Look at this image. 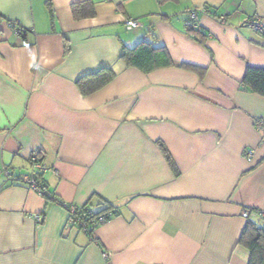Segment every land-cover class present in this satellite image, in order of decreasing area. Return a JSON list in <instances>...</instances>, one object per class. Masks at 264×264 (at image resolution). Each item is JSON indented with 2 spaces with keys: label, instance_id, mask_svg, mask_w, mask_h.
<instances>
[{
  "label": "crops",
  "instance_id": "obj_1",
  "mask_svg": "<svg viewBox=\"0 0 264 264\" xmlns=\"http://www.w3.org/2000/svg\"><path fill=\"white\" fill-rule=\"evenodd\" d=\"M251 18L264 24V0H0V264H247L242 210L264 226V97L240 86L264 67ZM140 41L173 65L127 66L121 47ZM101 68L112 80L82 95L75 80ZM33 154L49 199L23 180ZM99 198L117 214L67 225Z\"/></svg>",
  "mask_w": 264,
  "mask_h": 264
},
{
  "label": "trees",
  "instance_id": "obj_2",
  "mask_svg": "<svg viewBox=\"0 0 264 264\" xmlns=\"http://www.w3.org/2000/svg\"><path fill=\"white\" fill-rule=\"evenodd\" d=\"M72 11L75 18L80 17L77 3L72 5ZM185 27L187 28V32L191 37L199 39L196 33H192V31L196 32L197 29L190 25H186ZM120 59L123 60L127 66L134 67L144 73L161 67L173 65V62L168 56L163 45L154 46L147 41H140L132 47L122 46L120 51ZM182 66L186 67L187 65ZM113 77L114 73L111 69L101 68L95 72L80 76L75 80V84L82 95H88L102 88L105 84L112 80ZM240 86L244 90H248L264 97V67L258 68L246 66L244 75L240 81ZM156 143L168 165L174 169V161L165 145L160 141H157ZM33 155L35 156L36 161L39 162L36 155ZM34 175V179L49 193L48 196L45 195L44 197L47 199L51 198L47 185L44 183V181L38 178L39 174L36 173ZM15 177L20 179L17 176ZM17 179L13 180L11 178H6V180L12 182L18 181ZM99 199L100 204H102L104 208L98 212H94L92 209H90V207H88L87 204L74 206V214L78 219L85 222V229L92 230L91 222L99 214L111 211L114 215H116L118 212V209L114 204L101 198ZM238 243L248 251L247 264H264V226L259 222L257 216L246 218V222L238 238Z\"/></svg>",
  "mask_w": 264,
  "mask_h": 264
},
{
  "label": "built area",
  "instance_id": "obj_3",
  "mask_svg": "<svg viewBox=\"0 0 264 264\" xmlns=\"http://www.w3.org/2000/svg\"><path fill=\"white\" fill-rule=\"evenodd\" d=\"M198 9L196 8H190L186 11V16L187 19L185 20V25H190L193 28H198V25L196 23V15H197ZM200 11H207L206 7L203 6L200 8ZM219 20H223L222 17L220 16ZM124 27L126 29H133L141 26V21L139 19L135 18H125L123 21ZM247 24L254 29L257 32H263L264 31V24L261 20L257 18H251L250 20L247 21ZM17 33H20L21 29H16ZM264 124V119H259L256 121V126H261ZM30 163H31V168H32V174L26 175L23 177V180L27 182L32 189L37 191L41 196L49 195L48 191L41 186L33 177V174L40 173L44 171L47 167L45 165H42L41 163L36 161V158L34 155L30 157ZM3 174L6 178H11L13 180H16L17 178L9 173L7 169L4 168ZM19 180V179H17ZM51 197V196H50ZM75 208L74 206L70 205L68 206V219H67V225H79L81 228H85L86 224L82 220L78 219L75 214ZM262 214V211L258 209H244L241 212V216L243 218H248V217H255V216H260ZM114 214L111 211H107L106 213L99 214L96 216L92 222H91V227L95 228L96 226L106 222L110 217H112ZM35 219L37 221L41 220V217L39 215L35 216ZM111 255L110 252H104L103 257L107 259Z\"/></svg>",
  "mask_w": 264,
  "mask_h": 264
},
{
  "label": "water",
  "instance_id": "obj_4",
  "mask_svg": "<svg viewBox=\"0 0 264 264\" xmlns=\"http://www.w3.org/2000/svg\"><path fill=\"white\" fill-rule=\"evenodd\" d=\"M33 177H35V175L33 174Z\"/></svg>",
  "mask_w": 264,
  "mask_h": 264
}]
</instances>
